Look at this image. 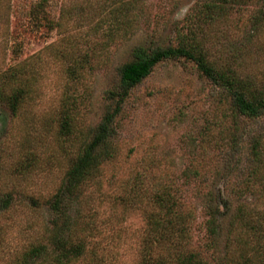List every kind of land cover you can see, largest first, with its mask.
Listing matches in <instances>:
<instances>
[{"label": "rangeland", "instance_id": "1", "mask_svg": "<svg viewBox=\"0 0 264 264\" xmlns=\"http://www.w3.org/2000/svg\"><path fill=\"white\" fill-rule=\"evenodd\" d=\"M189 43L264 90V0H0V264H264V114L186 58L115 94L136 48ZM113 111L108 154L54 205Z\"/></svg>", "mask_w": 264, "mask_h": 264}, {"label": "trees", "instance_id": "2", "mask_svg": "<svg viewBox=\"0 0 264 264\" xmlns=\"http://www.w3.org/2000/svg\"><path fill=\"white\" fill-rule=\"evenodd\" d=\"M170 58H186L192 60L205 76L225 86L231 95L232 105L238 113L251 117L264 114V90H255L251 84H248L234 74L216 69L208 62L204 52L197 43L177 46H157L149 50L142 47L136 48L134 50V58L125 63L120 69L119 91L115 93L117 97H119L118 99H123L128 90L145 78L158 62ZM23 94L24 89L19 88L12 94L11 98H9L8 105L12 112L16 111L17 103ZM116 112L113 111L105 114L97 126L91 141L87 143L83 151L72 163L66 173V180L63 188L55 196L56 200L54 205H57L60 193L74 191L84 179L93 174L104 155L108 154L107 142L108 137L114 130L112 122ZM252 153L255 156L258 155L256 146H253ZM242 208V206L237 208L235 216H242ZM210 222L211 226L209 230L215 232V227L212 224L213 219H211ZM40 250V246L31 248L21 264H31V258L36 256ZM248 263L247 259V264ZM158 264H164V262L159 261ZM176 264H191L190 256L179 258Z\"/></svg>", "mask_w": 264, "mask_h": 264}]
</instances>
